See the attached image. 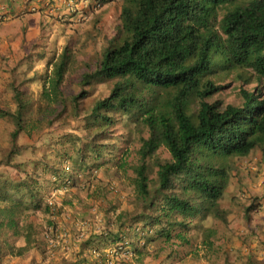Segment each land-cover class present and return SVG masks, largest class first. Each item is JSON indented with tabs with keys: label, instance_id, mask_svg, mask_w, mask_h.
Returning <instances> with one entry per match:
<instances>
[{
	"label": "trees",
	"instance_id": "1",
	"mask_svg": "<svg viewBox=\"0 0 264 264\" xmlns=\"http://www.w3.org/2000/svg\"><path fill=\"white\" fill-rule=\"evenodd\" d=\"M117 31L119 40L107 41L95 69L81 74V89L71 98L79 114L86 87L113 81L109 94L95 100L84 116L88 140L77 146L75 139L70 153H65L71 169L36 162L20 178L0 172V262L8 255L21 256L38 240L40 232L26 221L29 211L47 217L60 211L56 204L43 201V188L73 184L78 174L107 159L117 117L133 124L141 160L160 148L170 156L155 164L153 183L143 163L136 169L139 213L133 217L120 213L110 231L114 239L108 242L115 246L126 240L139 254L138 261L147 255L150 241L167 245L174 239L186 245V234L199 225L193 226L196 220L227 222L228 212L220 201L230 180L231 159L259 153L264 165V0H121ZM72 60L64 48L48 62L50 71L43 76L37 106L22 83L7 84L15 107L0 108V119L12 124L9 150L0 166L18 171L21 165L12 163L11 157L21 151L19 135L49 128L65 114V105L56 102L63 98L62 84ZM37 77L35 73L28 80ZM226 79L238 86L236 104L212 100L223 88L218 82ZM255 203L243 213L246 223L251 219L248 212L259 208L258 198ZM126 216L144 223L139 232L133 228V237H124L123 225L128 223L123 220H130ZM47 224L55 230L52 220ZM144 228L154 231L152 239L145 237ZM201 232L203 245L212 247L213 230ZM18 237L23 238V247L14 245ZM92 239L85 241L84 249L98 246L97 238ZM77 258L75 264H86L85 256ZM226 264L259 262L247 255Z\"/></svg>",
	"mask_w": 264,
	"mask_h": 264
},
{
	"label": "rangeland",
	"instance_id": "2",
	"mask_svg": "<svg viewBox=\"0 0 264 264\" xmlns=\"http://www.w3.org/2000/svg\"><path fill=\"white\" fill-rule=\"evenodd\" d=\"M90 13L83 16L84 18L77 23L66 22L63 16L48 17L45 20L41 17L38 24V36L31 42L29 40L32 32H29V27L35 24V21H31L29 16L22 17V20L14 17L0 26V108L13 110L15 107L11 98L12 94L7 89V84L11 81L15 85L22 83V88L30 93L34 105L37 106L43 76L50 71L48 62L58 57L64 48H67L73 56L62 84L63 98L56 102L59 106L65 105V114L49 128L34 129L30 133L23 132L19 135L16 143L21 147V151L18 155L11 157V162L21 165L18 169L20 173L10 166H0V172L11 178L23 177V171L31 172L36 162L47 164L49 167L54 165L57 170H62V167L67 165L70 167L69 161L65 159V153H70L75 139L77 146L88 140L89 129L84 116L89 112L95 100L109 94L113 81L93 82L86 87L88 95L80 103V109L77 111L79 114L73 108L71 98L81 89L79 84L81 74L95 69L107 41L119 40L117 17L112 16L104 21L98 15ZM35 73L38 75L37 79L29 81L28 78ZM218 84L223 88L213 96L212 100H219L224 105L236 104L238 101L237 84L229 79L218 82ZM117 118L119 122L114 126L110 141L107 142L111 154L107 155L106 160L101 161L100 166L98 164V168L94 166L78 174L73 184L63 185L59 182L43 188V201L60 207L56 218L64 216L67 219V229L65 228L67 232L63 235L65 230H62L60 239L66 240L70 235L71 244L68 245V242L61 247L58 239H55L52 228L48 229L47 220L55 221V217H47L37 210L29 211L26 221L34 224L35 230L40 232L38 240L31 243L29 249L21 256H5L0 264H75L78 255L81 254L78 250L85 243V241H79L82 237L81 233L84 232L81 227H85L86 222L93 223L95 225L93 228L97 229L100 219L109 221L106 223L109 226L115 225L116 222L119 223L116 217L117 212L128 216L139 213L140 204L134 187L136 169L143 163L148 179H150L149 182L153 183L156 172L155 164L169 160L170 156L164 148H160L151 157L141 160L137 153L138 134L133 124L124 120V117ZM11 130V122L0 119V160H4L9 150ZM102 142L106 141L101 140L100 143ZM229 163L232 166L230 180L224 197L220 201L221 208L228 212L225 224L211 218L204 221L196 220L193 226L199 225L190 229L186 234L188 238L186 245H179V242L174 239L167 245H163L160 240L150 241L146 250L147 255L141 261H138L139 254L128 247L133 256L124 262L120 257L109 253L113 247L110 244H104L99 248L94 247L90 251L87 249L92 254L87 253L86 256H94L99 260L97 261L99 264H102L101 261L105 264H226V262H233L246 256L244 248L246 245L251 246V239H254L252 235L254 237L255 234V240L259 246L253 257L259 264H264V230L253 234L249 230L247 237L239 232L245 223L243 213L246 208L256 202L259 195L257 189L263 188V184L260 186L244 184L247 176L245 177L241 171L247 164L237 159H231ZM51 176V172L45 174L47 179ZM65 202H72V204L66 205ZM248 213L251 216L250 221L259 222L263 212L258 208ZM70 221L72 225L69 229ZM250 221L246 223L247 226ZM123 222L128 223L123 226L126 238V234L133 237L131 232L133 228L139 232L144 224L143 221L133 222L131 219L123 220ZM252 222L251 225L257 224ZM201 225L202 228L199 227ZM203 228H211L214 232L212 247L204 246L202 243ZM144 229L147 231L145 237L148 240L152 239L154 231ZM231 232L237 233L236 236L239 239L236 236L231 238L229 236ZM71 234L76 241L72 240L74 237ZM139 236L141 233L137 235V238ZM240 236L244 238L241 239ZM13 242L16 247H23L21 245L25 243L21 237ZM142 244L139 243V247ZM66 247L69 249L66 250Z\"/></svg>",
	"mask_w": 264,
	"mask_h": 264
},
{
	"label": "crops",
	"instance_id": "3",
	"mask_svg": "<svg viewBox=\"0 0 264 264\" xmlns=\"http://www.w3.org/2000/svg\"><path fill=\"white\" fill-rule=\"evenodd\" d=\"M97 1L99 2L100 7L94 6V0H0V17H1L0 26L6 20L8 21L9 19H12L14 17H17V19L22 20V17L29 16L31 21L33 20L35 21V24L33 23V25L29 27V32L30 33L32 32L31 38L29 40L31 42L34 38L38 36V24H39V20L41 17L43 18L42 20H45V19H48V17L63 16L66 22L77 23L80 20L79 16L81 14H83V16H86L88 15L89 12H91V13H94L93 15L95 14L98 15L99 18H101V20H104V21H107L112 16L118 18V15L120 12L121 0H97ZM24 25H26V23H24ZM242 162L247 164L242 168V171H241V173L245 175V177L247 176L246 182H244V184L247 183V185L249 186L250 185L260 186L261 184H263V188L259 187L257 189V192L259 193L258 195L259 209L263 212L261 213L262 214L261 220L259 222H257L256 220H253V222L250 221L249 226H247L245 222L242 230L239 231L241 235H244V237H247V232L249 233V230H251L252 234L254 232L257 233L259 231L264 230V211H263L264 210V205H263L264 204V183H263L264 182V165L262 163V158L259 153L250 154L248 157L242 159ZM117 214H119V212H117ZM117 214H116V217L118 216ZM52 222H53V225L55 226L54 236H55V239H58V243L61 244L60 246L63 247L64 244L68 242H69L68 245H70L71 244L70 235L68 239L66 240L60 239L62 238L61 231L65 230V228L67 229L66 227L67 219L64 216H59L58 218H56L55 221L52 220ZM107 222H106V219H100V222L98 223L99 226H97V229L93 228V226H95L93 223L86 222V224H84L85 227H81V230H83L84 232L81 233L80 236L82 237L79 242L89 241V240H93L92 238H97L96 241L98 243L97 244L98 248L102 247L104 244H110L111 247L114 246L115 243H113L112 241L111 242H108V241L110 238L111 240L114 239V236L110 233V231L112 229L113 230L115 229V227L117 226V222L115 223V225H111V226L106 224ZM251 222L257 223V224L251 225ZM71 225H72V221H70L68 224L69 229L71 228ZM123 226H125V224ZM49 228H52V227L48 225V229ZM66 232L67 231L65 230L63 235H65ZM71 235L73 236V234ZM236 235L238 234L237 233L235 234L232 232L231 234H229L231 238ZM244 237L240 236L241 239ZM237 238L239 239V237ZM252 238L254 239H251V242H250L251 246L246 245L244 248L246 251V256L253 255L255 254L256 250H258L259 245L257 244V241L255 240L256 238L255 234H254V237L252 235ZM72 240L76 241L75 237ZM24 244L25 243H23L21 246H24ZM67 249L69 248L66 247V250ZM77 249H79V247ZM89 251L84 249V244H82V247H80V249L78 250V252L81 253L79 254L81 255V257L83 256L87 257L88 260L86 264H99L97 262L99 260H97L94 256L92 255H89V257L86 256L87 253L92 254ZM101 263L105 264L104 261H101Z\"/></svg>",
	"mask_w": 264,
	"mask_h": 264
},
{
	"label": "built area",
	"instance_id": "4",
	"mask_svg": "<svg viewBox=\"0 0 264 264\" xmlns=\"http://www.w3.org/2000/svg\"><path fill=\"white\" fill-rule=\"evenodd\" d=\"M94 6H99V2L94 0ZM84 18L83 14L79 16V19ZM1 22V17H0ZM48 237V236H46ZM129 245L126 243V240L120 241L115 246L112 247L110 254L120 257L124 262L128 261L133 255L132 252L128 249Z\"/></svg>",
	"mask_w": 264,
	"mask_h": 264
}]
</instances>
